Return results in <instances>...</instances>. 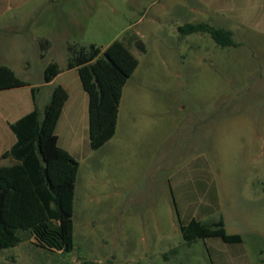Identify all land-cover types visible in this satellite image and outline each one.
<instances>
[{"label":"rangeland","instance_id":"obj_1","mask_svg":"<svg viewBox=\"0 0 264 264\" xmlns=\"http://www.w3.org/2000/svg\"><path fill=\"white\" fill-rule=\"evenodd\" d=\"M263 4L0 0V65L40 89L38 108L52 88L42 86L43 70L53 62L65 71L68 46L104 49L131 38L138 61L114 136L91 150L79 134L73 249L27 240L1 249L0 264H264ZM185 24L230 31L236 46L181 35ZM4 93L25 98L28 88ZM191 219H222L241 241L187 243L180 226Z\"/></svg>","mask_w":264,"mask_h":264},{"label":"trees","instance_id":"obj_2","mask_svg":"<svg viewBox=\"0 0 264 264\" xmlns=\"http://www.w3.org/2000/svg\"><path fill=\"white\" fill-rule=\"evenodd\" d=\"M264 23V4H263ZM179 34L207 33L221 47L236 46L231 32L207 24H185ZM133 40H114L104 49L68 46L66 69H76L88 105V141L97 150L115 134L122 89L138 61L129 49ZM143 51V45L136 41ZM43 47V44L41 45ZM43 50V49H42ZM60 73L56 63L43 70L49 83ZM28 84L0 65V90ZM34 98L36 88H31ZM68 98L62 86H55L41 117L36 107L9 125L15 143L1 154L12 164L0 165V250L30 240L48 250L69 252L73 249V203L78 162L57 142L56 125ZM185 242L218 237L223 242H240L238 235L225 232L223 221L202 222L191 219L180 226ZM264 263V261H262Z\"/></svg>","mask_w":264,"mask_h":264},{"label":"crops","instance_id":"obj_3","mask_svg":"<svg viewBox=\"0 0 264 264\" xmlns=\"http://www.w3.org/2000/svg\"><path fill=\"white\" fill-rule=\"evenodd\" d=\"M263 10V8H262ZM68 73L70 74L68 77L63 78V81L55 84L56 80L60 77L61 74ZM15 74V73H14ZM73 74V75H72ZM62 86L68 94V98L62 108L61 115L56 125L55 133L57 136L58 145L66 150L79 164V158H77V152L79 148V134L86 133L87 136V144L88 141V112H87V95L83 91L79 77L76 69H70L65 71H60V73L53 78L49 83H43L42 86H52L51 90L47 92V97L45 99L46 102L43 103L38 108L37 105V94L39 93V88L34 93V98L31 94V88L29 84L20 88H28V96L20 98L15 96L12 93H4V92H12V90L20 89V88H12L6 90H0V165H10L12 164V160L10 159H1V154L7 151L16 141L15 135L11 132L9 125L22 116L28 114L33 110L34 107L39 111L44 110L46 104L49 101L51 91L55 86ZM5 112L7 115H12L13 118L8 120L7 118H2V114ZM118 119V113H117ZM116 131V129H115ZM80 166V164H79ZM79 170V168H78ZM78 177V173H77ZM77 182V178H76ZM75 182V188H76ZM74 197H75V189H74Z\"/></svg>","mask_w":264,"mask_h":264}]
</instances>
